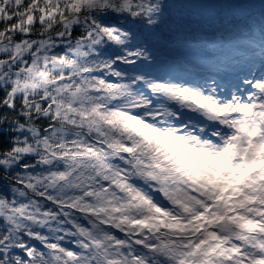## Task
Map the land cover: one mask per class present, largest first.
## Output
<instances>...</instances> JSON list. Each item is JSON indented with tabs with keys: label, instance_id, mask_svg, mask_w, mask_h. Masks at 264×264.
Instances as JSON below:
<instances>
[{
	"label": "snow or ice",
	"instance_id": "1",
	"mask_svg": "<svg viewBox=\"0 0 264 264\" xmlns=\"http://www.w3.org/2000/svg\"><path fill=\"white\" fill-rule=\"evenodd\" d=\"M197 7L0 0V264H264V0Z\"/></svg>",
	"mask_w": 264,
	"mask_h": 264
},
{
	"label": "trees",
	"instance_id": "2",
	"mask_svg": "<svg viewBox=\"0 0 264 264\" xmlns=\"http://www.w3.org/2000/svg\"><path fill=\"white\" fill-rule=\"evenodd\" d=\"M173 2L174 3L188 4L186 2H182V0H173ZM174 14H176V10H174ZM183 15L190 22L189 24L186 25V27H188L189 29H195V30L207 29V27H208L207 24L203 22L204 17L207 15L206 10L197 11L195 8L190 6V8H186L183 10ZM155 54L158 57L159 62L156 66H154V68L152 70L153 71L158 70L161 75L170 66H173V67L178 66L175 63H180V58H184V57L187 58L190 56L189 58H187V59H189V61H196L200 65V61L196 58L195 54H193L187 50L176 51V50L171 49V48H165L162 46H158L157 49H155ZM168 56L170 57V59L167 58ZM164 63H166V64H164ZM162 64H164V68H162ZM181 68L184 69V71H186V72L189 71L198 77L205 78L207 76V74L203 73L201 71V69L200 70L192 69L190 67H184V65H181ZM229 75L231 76V73L228 74V81L230 80ZM233 76H234V74H233Z\"/></svg>",
	"mask_w": 264,
	"mask_h": 264
},
{
	"label": "rangeland",
	"instance_id": "3",
	"mask_svg": "<svg viewBox=\"0 0 264 264\" xmlns=\"http://www.w3.org/2000/svg\"><path fill=\"white\" fill-rule=\"evenodd\" d=\"M182 2L188 3L190 6L195 8L197 11H202V10H205V9L198 8L197 5L211 2V0H182ZM189 57H187V58H189ZM187 58L186 57L180 58V63H175L178 66H175V67L170 66L169 68L166 69V71L162 75L169 74L172 78H174L178 82L187 81V82H190V83H195V82L198 81L201 84H203L205 79H207V76L205 78L198 77L195 74H193V73H191L189 71L186 72V71H184V69L181 68V65H184V67H185L186 61L187 62H192L193 64L197 65L196 61H189V59H187ZM164 64H166V63H164ZM164 64H162V68H164ZM256 66L258 68V66H259L258 62H257ZM228 74L229 73H227V74L221 73V74H219V75H217L215 77L217 79V81H219V83L222 86L220 89H218V91L227 92L229 90L230 91H235L236 90L233 87V85L239 82L238 77H237V75L235 73H233L234 76L231 73V76L229 75L230 76V80L228 81L227 80L228 79ZM256 74L259 75L258 72ZM241 75H243V73H241ZM208 83H211V81L209 80ZM240 90H241V92H244V86L243 85H241V89Z\"/></svg>",
	"mask_w": 264,
	"mask_h": 264
}]
</instances>
